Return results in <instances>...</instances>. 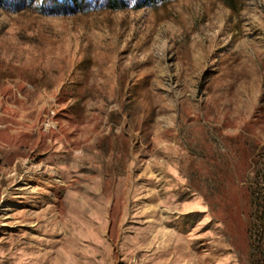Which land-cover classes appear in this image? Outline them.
<instances>
[{"label": "rangeland", "instance_id": "374dc122", "mask_svg": "<svg viewBox=\"0 0 264 264\" xmlns=\"http://www.w3.org/2000/svg\"><path fill=\"white\" fill-rule=\"evenodd\" d=\"M0 0V264H254L264 0Z\"/></svg>", "mask_w": 264, "mask_h": 264}, {"label": "trees", "instance_id": "16d2710c", "mask_svg": "<svg viewBox=\"0 0 264 264\" xmlns=\"http://www.w3.org/2000/svg\"><path fill=\"white\" fill-rule=\"evenodd\" d=\"M112 8L124 7L123 0H109ZM255 172L250 182V211L248 213L247 234L250 241L254 264H264V149L255 161Z\"/></svg>", "mask_w": 264, "mask_h": 264}]
</instances>
